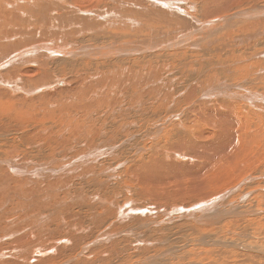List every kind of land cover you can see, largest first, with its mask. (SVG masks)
Masks as SVG:
<instances>
[{
	"label": "rangeland",
	"instance_id": "1",
	"mask_svg": "<svg viewBox=\"0 0 264 264\" xmlns=\"http://www.w3.org/2000/svg\"><path fill=\"white\" fill-rule=\"evenodd\" d=\"M121 1L122 2H120V4H116L117 2L115 0H78L77 2H72L70 0H34L32 4H27L25 2H28V0H0V43L3 42L0 45V77L1 79L3 77V81L5 82L4 83L0 80V136L2 137H0V139L7 140L4 143L9 145H0V148L7 154L5 158L0 157L3 158L0 159V162L2 160L4 161V159L8 162L11 161L8 164V174L12 173L14 175L11 177V180L13 181V185L11 187L14 185H17L18 187L19 184H22L20 185L21 187L14 191L20 192V196H18V193L15 194L13 191H9L8 186L5 184L0 186V189H3L1 193L2 195L0 196V216L4 217L3 230L9 229V227L5 224V222L9 223V221L10 223L13 222L11 229L16 227L15 223H17L19 227L15 228L18 230L14 229V231H10L8 233H5L7 230L1 231L0 264H51L52 262L54 263V261L56 264H264V255L257 252H264V135L248 137L250 149L246 156L249 155V161L245 162V165L242 164L241 166L238 163L232 164L235 168L228 167L225 170L226 179H221V183L215 189L209 188L206 191L200 192L183 202H178L177 204L162 205V211L165 209L172 214L171 218L173 221L170 224H167V221H170L171 218L167 219L161 212L157 216L152 214L143 215V218L150 221L158 220L161 222V224H156L153 221L152 225L154 226V230L150 231L149 237L146 235L145 238L148 242L145 244L141 241L142 238L140 237L144 234L143 232H140L141 230H138V227H140L141 224L143 225L142 222L140 225L134 224L137 227H131L133 230L129 229L125 232V235H122L126 239L129 238L131 240V238H133L131 241H135L137 236L136 234H138L139 236H137V238H141L139 239L141 242H128L127 248L124 249L126 251L123 250L122 253L120 251L122 247L121 245L119 246V244L112 243L108 245L111 239L119 238L118 241H121L123 237L120 235H111L110 239L107 238L109 241L107 242L106 240V243H103L105 248H102L103 245L91 247L92 241L94 242L101 237L103 238L105 233L104 231H108L109 223L107 220L99 222V225H88V223L83 220L80 224H87H84L86 225V228L83 230L81 225L75 226L79 223L77 216L74 219H70L68 224L65 218H63L61 208L64 204V194L68 203L70 202V198L75 197L77 192H83L84 196H86L88 194L87 192H89V189L87 188L91 187V184L95 183V181L96 183L100 182L102 180L100 178L102 176H106L110 167L112 166L114 168L119 163L118 161H120L122 165L119 164L120 166L116 167L117 173L125 171V169L129 166L134 167L136 164H140L137 155L134 154V143H131V141L138 136L137 130L139 128L134 123L137 119L134 120V117H132V121L131 118H129L133 114L125 115L128 117V121L130 122L128 124L130 129L125 132L121 130V133L114 134L115 137L121 136L127 138V140L121 142L123 145L120 143V145L115 144L114 146V151H122L123 156H125V160L122 161L120 160L121 155H117L115 158H113L114 156L110 157L112 153V146L108 147V145L111 143L113 133H106V131L110 128L111 124L109 123L106 126H101L100 130H98L94 125L86 126L87 122L83 114V110H85L84 113L88 115L91 112V106L93 105V108L96 110H110L112 112L119 113L120 109L128 105L141 107L145 100H149L148 98L155 100L161 99L158 103V107L160 108L162 106L163 108L168 104L171 105L173 103L172 101L165 102V97L163 96V92L165 91V87L168 82L177 85V87L173 89L178 91L177 94L179 96L186 94L188 95L187 99L189 101L195 97L196 100H194V102H200L199 100L202 99L200 96H202L204 89L202 88L201 91L197 90V84L200 83L202 85V81L204 83L202 86L205 87L208 86L209 88L212 87L213 89H218L217 85H224L226 83L229 87L233 88V91L239 87L243 93L249 92L254 95L258 92V94L264 97V91L258 89V87L264 85V66L259 64L258 68L256 67L257 69H254L253 67L255 61H260L263 56L262 54H259L258 56L257 53L252 54L251 51V47L254 44L255 39H259L257 41L258 43H263L264 41V0H241L236 6L223 11V13H219L218 11L217 14L220 15L212 14V16H210L209 20H212L213 18L226 17V21L221 22L220 27L214 31L215 35H217L220 39L222 38L224 41L221 43L220 49L218 48V51L216 52L217 54L212 55L213 57H208V59L211 58L209 60L210 62H213L215 57H218L221 60L223 56L230 51H234L239 58L242 56L239 49L242 47H246L247 49L241 61L239 59L236 60L238 63L236 61L233 63L232 61V70L229 69L225 71V75L222 76L219 81L218 79H214L211 83L204 81V75H202L201 72L199 73L198 68L196 67L198 60L194 61V59H191L192 57H197L200 49L202 48V43L196 48L179 47L185 44L184 42L190 41L189 35H187L188 33H184L186 31L185 25H187V27H193L194 32L196 27H199L197 24H202L201 21L204 20L201 16L205 13H201V11L207 12L211 9L212 11H217L219 7H225L226 4L231 2V0H180L176 2V5L181 6L183 12L175 10V15H188L190 21L185 19L187 24L182 23V25L178 24L174 27L176 24L173 22V24H171V20H176L172 17L168 18L167 16H163V19L157 20L160 24L157 23V25H155L156 23H154L155 26H159L160 28L162 27V31H160V33H156L155 36L154 28L152 30L150 29L151 31L147 29L149 26L143 29V24H141V22L139 23V20H137L140 19V21H142L144 19V17L142 20L139 18V15L142 14V7L140 6H143V3L146 5V2H142V0ZM138 4H140L139 7ZM191 6H194V9L191 8ZM157 9L164 10L163 8H155V10ZM236 12L240 13L235 14ZM144 14L147 13L145 12ZM192 19L195 21L192 22ZM164 20L166 22H164ZM161 22L163 24H161ZM168 25L170 27H174V29L170 31ZM135 28L137 31H134ZM146 29L149 33L148 31H145ZM242 34L246 36L244 37ZM240 36L242 38H240ZM218 37L214 36L213 38L211 37L207 40L205 44L208 43V50L214 51L213 49L215 48L208 45L216 39V41H220ZM246 37H248V40ZM157 38L158 40H156ZM241 39H244L243 41H248L247 44H243ZM252 39L254 40L252 41ZM131 40L133 41L132 43ZM167 40L172 41L167 42ZM142 41L145 44H143ZM171 42L175 45L172 50H158L152 54L155 56L165 55L163 58L157 57V59L161 60L159 65L154 61L151 63H140L136 60L138 58L141 59L144 56L134 54L135 51L141 50L140 52L143 53L148 45H164V43L167 44ZM109 45L112 47L116 46L115 49L118 51L128 50L131 52V55L124 56L120 59H125V67L123 69L116 68L117 66L115 65L117 63L119 67H123V65L117 60H112L113 58L111 57L109 58V56H107L109 53L106 55L107 58H105V56L101 59L93 58L97 48H105V46H108L107 48H109ZM172 55L175 60L171 58ZM75 58L79 60L76 61ZM63 59L64 61H67L64 62L62 61ZM109 59H111L110 62ZM131 60L135 62L132 66L129 64ZM24 61L27 63H22ZM6 62H8L7 65H5ZM10 63L12 65V69H10ZM139 64L141 65L138 66ZM245 64L249 65V68L247 66L244 71H236L237 67ZM92 65H95L94 68L97 70H93ZM26 69L27 71L25 73ZM20 70H22V72ZM213 70H218V66H213L211 69H208V72H212ZM94 71L95 74H93ZM33 72H36V74H33L34 76H32ZM20 74L25 77V80ZM24 74H27L28 76ZM17 75L18 77H16ZM19 77L21 78L19 79ZM235 77H239L238 80L235 79L234 81L232 79ZM10 78L13 81L10 80ZM221 79H223V81ZM57 80H62L63 83L56 86ZM25 83L29 85H26ZM5 84H10V86ZM75 84L78 86L77 88L74 86ZM29 86L31 89H29ZM46 86H52L51 88L53 91H48L50 88L48 87L44 92H42L41 89ZM194 87L196 91L193 90ZM130 89H132L133 92H130ZM166 90L169 91L168 88ZM125 91H128V93L126 94ZM47 92H49V94ZM45 93H47V95H45ZM19 94H22V96ZM138 98L142 103L137 102ZM152 99L147 101L146 104L148 107L154 105L155 102H153ZM223 101L233 102L229 101L227 98H223ZM237 102L241 103L245 101L239 99ZM250 103L254 105H252L251 108L249 107L251 113L247 115L246 123L248 128L250 127L247 133L248 136L258 132V129L253 127V119H255V116L252 114V109H260L263 119L260 120V118H258L257 120L261 125H264V103L257 102L256 100H253V102L251 100ZM143 106L146 105L143 104ZM146 111H148V108ZM137 112L140 113V110ZM78 117L83 118L84 122L77 121L74 123ZM232 119L234 120V116H232ZM142 121V123H144L146 120ZM36 126L38 127L36 131L39 132H34L33 128ZM45 126L50 127L48 129L54 130V132H51L54 135L53 137L46 135L44 132L46 131ZM141 129L142 132H144V129ZM69 131L71 132L67 135ZM194 131L195 130H193V132ZM92 132L97 133L90 136ZM118 132H120V130ZM210 132L213 136L210 139L215 140V136L213 134L219 133L220 129H211ZM41 141L42 143L46 142V144H40ZM129 142L131 145L128 144ZM49 143H51V145L48 148ZM79 143H81L82 146H80ZM103 143H108V148L106 147L105 150L103 148L105 155L98 156L93 154L91 156L90 154L95 152L98 148L101 150V145ZM89 145H92V147H89ZM75 148L76 150H74ZM12 152L13 155H10ZM226 153L227 151L225 154ZM87 155L91 156V161L93 159L96 161L88 162V160L85 159L89 158ZM128 155H130L129 158ZM234 155L235 154L233 153H229L224 160L218 162L214 168H218L221 162L229 161L230 156ZM37 161L38 164H40L39 166L36 163ZM42 162L44 163V166L41 164ZM47 163L48 165L46 166L45 164ZM97 164H101V168L96 167ZM246 166H253V170L251 171L253 172L256 170V172L252 173L251 171H247ZM2 167L4 166L2 165ZM46 167L49 168L47 169ZM18 169L22 172L18 173ZM46 172L48 173L46 174ZM95 174L98 178H100L98 179ZM125 177L126 176L123 175L121 176L122 179ZM105 181H107L110 185L114 183V180L112 181L109 178ZM64 188L67 190L65 193L63 191ZM124 190L125 189H122V192ZM227 191H232L231 197L228 198V201H231V203L235 206L238 205V208L241 207L242 209L240 210L245 213V215L240 218H245L246 224L228 222L231 219L230 218L227 222H222V225L219 224V227H215L216 229H212L214 225L210 224L203 228V226H199L201 224L192 222V219L189 218L188 215H186V218H183V216L177 215L176 212H173V209L171 208L182 207L187 209L188 207L194 206L198 203L213 200V198H217ZM4 193H7L6 196L8 197H6ZM124 193L125 192H123V194ZM124 195H120L119 199H123ZM11 197L15 198L14 204L19 209L22 210L23 208L31 206V210L28 213H23L24 211L16 212L11 215L15 219H10L9 212L14 207V204L13 206L8 207V201H10ZM89 198L91 199V197ZM249 200L254 202L259 200L260 203L258 206L255 205V208H252L248 204ZM117 201L119 202V200ZM229 202H225L226 204L223 202V205L218 202L220 204L219 210L226 209L228 207H226V205L230 204ZM95 203H97V201ZM223 206L226 208H222ZM216 207L218 208V205ZM81 208L82 205L80 208L76 209V212L77 214L85 217L84 207L82 214ZM252 209L256 211V216L251 214L250 217L254 222L247 220L250 215L246 214L248 210ZM57 210H59V212ZM123 210L126 211V209ZM34 212L35 214H33ZM50 214L53 215V217L50 216ZM59 214L60 218H58ZM87 214L90 215V213ZM35 217H38V221ZM74 222H76L75 225L72 224ZM103 224L106 226L104 227ZM194 224H197L198 228H196ZM145 225L146 223L143 226ZM70 226H75L76 228L74 227L73 230ZM97 229L99 230L97 231ZM39 230L42 231L39 232ZM71 230L74 232L78 230V233H76L77 231L74 233L76 237L71 234ZM92 231H95L94 234H92ZM23 234L26 235V238ZM21 235L23 236V239L29 240L21 241ZM152 235L158 236L161 240L152 243ZM84 237L87 241L90 238L89 242H84L86 241ZM163 237L164 240H162ZM56 238H60L61 241L57 239V243ZM73 244L75 246L78 244L79 246L75 248ZM151 244L152 246H150ZM225 244H227L226 247L223 246ZM111 245H115L116 247L119 246L116 250L117 252L110 248ZM87 246L89 247L87 248ZM151 247H154L153 250ZM247 247H250V249L246 250L245 248ZM251 248H253L254 252H252L253 250H251ZM106 249L110 251L107 250L106 253L104 251ZM38 251L42 252V256L35 254V252ZM102 251L108 255L104 254ZM97 252L101 254L98 255ZM88 253H90L92 258ZM119 255L121 256L122 262L121 260L119 261ZM152 256H157L153 262H145ZM99 257L102 261L98 259ZM126 257L128 258L127 260ZM110 259L113 260L111 261ZM103 260L105 261L103 262Z\"/></svg>",
	"mask_w": 264,
	"mask_h": 264
},
{
	"label": "bare ground",
	"instance_id": "2",
	"mask_svg": "<svg viewBox=\"0 0 264 264\" xmlns=\"http://www.w3.org/2000/svg\"><path fill=\"white\" fill-rule=\"evenodd\" d=\"M33 1L34 0H28V2H25V3L32 4ZM35 1H40V0H35ZM45 1H49V0H45ZM70 1L77 2L78 0H70ZM115 1L117 2L116 4H120V2H122L121 0H115ZM123 1H125V0H123ZM178 1H180V0H142V2H146V5H144V3H143V6L142 5L140 6V4H138V7L139 6L142 7V14L139 15V18H141V20H142L143 17H144V19H143L144 21L143 20L140 21V19H137V20H139V23L141 22V24H143V26H142L143 29L147 28V26H149L147 28L149 30L150 29L152 30L154 28V30H155L154 36H155L156 33H160V31H162V27L160 28L159 26H155V25H157V23L160 24V22H157V20L163 19V16H167L168 18L172 17L173 19H175L176 21H172L170 19L171 20V24H173V23L176 24L174 27H176L178 24L182 25V23L183 24H185V23L187 24V21H190L188 15H185V16H181V15H177L176 16L175 15L176 14L175 10H179V11L183 12L181 6L176 5V2H178ZM240 1L241 0H231V2L229 4H226V6L224 5L225 7L221 6V8L220 7L218 9L216 8L217 11H212V9L207 11V12L201 11V13H205V14H202V16H201L202 18H204V20L201 21L202 24L201 23L197 24V25H199V27H196V30L194 32H193V27H187V25H185V30L186 31L184 33L185 34L188 33L187 35H189V40L190 41L189 42H184L185 44H183L181 46L179 45L180 46L179 48H183V47L196 48L197 46H199L202 43L201 44L202 48L200 49V52L198 53L197 57L196 58L192 57L191 59H194V61L198 60V63L196 64V67L198 68L199 73L201 72L202 75H204V81H207L208 83H211L214 79H218V81H219V79L222 76L225 75L224 72L229 70V69H231L232 61H233V63H234V61H236L238 59L241 61V59L244 57V54L247 51L246 47H242L241 49H239L241 51V53H242V56H240L239 58L235 54L234 51H230L229 53L225 54L221 60L218 57H215V59L213 58L214 59L213 62H210L209 60L211 58L208 59L209 56L217 54L216 52L218 51V48L220 49V45L224 41L222 38L220 39L217 35H215L214 31L217 30L218 27H220L221 22L226 21V17H223V18L219 17V18H215V19L213 18L212 20H209L210 16H212V14H217L218 11H219V13L220 12L223 13V11H225L227 9H231L234 6H236ZM155 8H163L165 11L161 10V9L155 10ZM191 8L194 9V6H191ZM213 10H215V9H213ZM143 11H144V13L146 12L147 14H144ZM239 13L240 12H236L235 14H239ZM139 14H140V11H139ZM257 14H258V12H257ZM217 15H220V14H217ZM213 17H214V15H213ZM168 20H167V22H168ZM191 21L194 22L195 20L192 19ZM164 22H166V21L164 20ZM135 23H137V22H135ZM154 23H156V24L154 25ZM169 23H170V21H169ZM161 24H163V23L161 22ZM174 27H170L169 26L170 31H172L174 29ZM147 29L145 31H148ZM132 30H134V29H132ZM131 31H129V32H131ZM134 31H137L136 28H135ZM179 32H181V31H179ZM140 33H141V31H140ZM148 33H149V31H148ZM177 35H178V33H177ZM214 36L218 37L220 39V41H216L217 40L216 39L215 41L210 42L208 46H212L213 48H215V49H213L214 51H210V50L207 49V44L208 43L207 44H205V43L207 42V40L209 38H211V37L213 38ZM242 36H244V34H242ZM240 38H242V37L240 36ZM246 38L248 40V37H246ZM91 40H92V37H91ZM154 40H155V37H154ZM156 40H158V38ZM249 40H250V38H249ZM253 40L254 39H252V41ZM258 40L259 39H255V42H254V44L251 47V51H252V54H254V53L256 54L257 53L258 56H259V54H262L263 57L260 59V61H258V62L255 61V64L253 65L254 69L256 67L258 68L259 64L264 66V41H263V43H260V42L258 43L257 42ZM137 41H135V42H137ZM170 41H172V40H167V42H170ZM132 42L133 41L131 40V43ZM160 42H161V40H160ZM247 42L248 41H243L242 43L243 44H247ZM2 43H0V45ZM80 43H82V42H80ZM142 43H143V41H142ZM172 43L173 42L167 43V44L164 43V45L163 44H155V45L151 44V45H148L147 47L145 46L146 49H145V51H143V53L140 52L141 50L140 51H135L134 54H138V55L144 56L141 59L138 58L136 60H138L140 63H151L152 61H154V62H156L159 65L161 60L157 59V57H162L163 58L165 55L161 54V55H164V56H155V55H152V54L157 52L158 50H162V51L172 50V48L175 47V45L172 44ZM133 44H131V45H133ZM143 44H145V43H143ZM178 44H180V43H178ZM4 45H6V44H4ZM82 46H84V45H82ZM128 46H130V45H128ZM107 47L105 46V48L104 47L97 48V51H95L97 54L95 53L93 58H100L101 59V58H104V56H105V58H107L106 55L109 53L107 55V56H109V58L111 57V58H113L112 60H117L118 62H120V64L123 65V67H119L117 65L118 63L116 62L117 63L115 65V66H117L116 68L117 69H123L125 67V62H124L125 59L124 60H120V59L123 58L124 56L131 55V52L128 51V50L127 51H122V50L118 51L117 49H115L116 46L112 47V46L109 45V48H107ZM106 48H107V50H106ZM2 54H1V56H2ZM92 54H94V53H92ZM145 55H149V56H145ZM14 58H16V57H14ZM68 58H70V57H68ZM93 58H92V60H93ZM171 58L174 59L173 55L171 56ZM176 58H177V56H176ZM181 59H183V58H181ZM77 60H79V59H76V61ZM92 60H91V62H92ZM62 61H64V59ZM65 61H67V60H65ZM69 61H74V60H69ZM95 61H96V59H95ZM98 61H99V59H98ZM110 61H111V59H109V62ZM7 63L8 62H6L5 65H7ZM22 63H25V61L22 62ZM93 64H95V63H93ZM129 64L132 66V65L135 64V62L131 60L129 62ZM140 65L141 64H139L138 66H140ZM11 66L12 65L10 63V67ZM94 66L92 67V69L93 70H97L96 68H94ZM213 66H216V67L218 66V70H213L212 72H208V69H211ZM247 66L249 68V65H247V64L242 65L240 67H237L236 71H238V72L241 71V70L244 71V69ZM110 67H111V64H110ZM24 68H25V66H24ZM10 69H12V67ZM20 71L22 72V70H20ZM26 71H27V69L25 70V73H26ZM204 71H205V73H204ZM29 73H30V71H29ZM33 74H36V72H33L32 76H34ZM93 74H95V71L93 72ZM24 75L28 76L27 74H24ZM22 76L23 75H21V77ZM16 77H18V75ZM21 77H19V79ZM23 78L25 80L24 76H23ZM238 78L239 77H235V78H232V79L235 81V79L238 80ZM8 79H6V80H8ZM26 79H27V77H26ZM0 80L3 81V77H2V79L0 77ZM10 80H12V79L10 78ZM10 80H9V82H10ZM221 80L223 81V79H221ZM2 81H1V83H2ZM24 82H26V81H24ZM62 83H63L62 80H57L56 81V86L61 85ZM221 83H223V82H221ZM12 84H13V82H12ZM5 85H8V84H5ZM26 85H29V84H26ZM202 85H204L203 81H202ZM202 85L200 83L197 84V90L201 91L202 88L204 89V92H203L202 96H200V97H202V99L199 100L200 102H194V100H196L195 97L189 101L187 99L188 95H186V94L183 95V96H179L177 94L178 91L173 89V88L177 87V85L176 84H171V82H168L167 86L165 87V91L163 92V96L165 97V99H164L165 102L172 101L173 103L171 105L168 104L167 106H165L163 108H162V106L160 108L158 107V103H159V101L161 99H158V100L156 99L155 100V99H152V98H151L152 101L155 102V103L151 107H148V105L146 103H147V101L151 100L150 98H148L149 100H145L143 102V104H145L146 106H143V104H142L141 107H135L134 105H132V106L128 105V106L120 109L119 113L112 112L110 110H106V111H101L99 109L96 110L95 108H93V105L91 106V112L88 115L86 113H84L85 110H83L84 111L83 114H84V116L86 118V122H87L86 126H93L94 125V126L97 127L98 130H100L101 126H106L109 123L111 124L110 128L106 131V133H113V135L111 137V143H109L110 145H108V147L112 146V151H111L112 153L109 152V153H111V155L110 154L109 155H110V157L114 156L113 158H115L117 155H119V156L121 155L120 160H122V161L125 160V156H123L122 151H119V152L114 151L115 150L114 146H115V144L116 145L117 144L120 145V143L122 141L127 140V138L126 137H121V136L120 137H115L114 134L121 133V130L125 132L128 129H130V127L128 126V124L130 122L128 121V117L125 116L126 114H129V115L133 114L129 118H131V120H132V117H134V120L137 119V121L136 122L134 121V123L136 124L137 127H139L138 130H137L138 131V136L135 137L134 140L131 141V143H134V146H133L134 154L137 155V158H138V161H140V164H136L134 167L129 166L127 169H125V171H122L121 173H117L116 167L120 166L119 164L122 165V163L120 161H118L119 163L114 168L112 166L110 167V170L107 171L108 174L106 176H102L101 178L99 177L100 179H102L100 182L96 183V181H95V183L91 184V187L87 188V189H89V192H87L88 194L86 196H84L83 192H80V193L77 192V194H75V197L69 196L71 198H70V202L68 203L67 202V198L65 197V194L63 195V198H64L63 203L64 204H63V206L61 208V211H62L63 218H65V220L67 221V224L69 223L70 219H74V218H76V216L78 218L79 223L76 224V222H74L72 224L73 225L76 224L75 226L81 225L83 230L86 228V225H87L86 223H88V225H93V224H98L99 225L100 224L99 222H104L105 220L108 221V223H109L108 231L107 232L104 231L105 233L103 235L104 236L103 238L101 237L100 239H97L94 242L92 241V245L90 244L91 247H93V246H97L98 247V245H103V247L102 246H100V247L105 248L104 247L105 245L103 243H106L105 242L106 240L108 242L109 240L107 238L110 239L111 235H114V236H116V235H120V236L125 235V232L127 230H129V229L133 230V228H131V227L136 226V225H140L141 222L143 223V225L146 223V225L143 226L141 224V226L138 227V230H141L140 232H143V234H144L143 235L142 233H140L143 236H140L142 239L141 238H139V239H141V241H143L144 244L147 243L148 241H147V239L145 237H146V235H148L147 237H149L150 236V231L154 230V226L152 225L153 221L156 224H161V222L158 221V220L150 221V220H148L146 218H143L142 217L143 215L152 214L154 216H157L161 212V213H163L164 217H166L167 219H170L172 214L168 210H165V209H164V211H162L161 210V206L162 205L177 204L178 202H183L186 199H188L190 197H193V196H195L196 194H198L200 192L206 191L209 188L215 189L221 183V179H226L225 170L228 167L233 168L234 166L232 164H235V163H238L240 166L242 164L245 165V162L249 161V155L246 156L249 153V149H250L249 148L250 144H249V141H248V137H253L255 135H261V136L264 135V125H261L258 122V120H257L258 118H260V120H262L263 119V115H262L260 109H257V108L256 109H252V114L255 116V119H253V127L258 129V132L252 134L251 136H248V134H247L248 133V129L250 128V127L248 128L247 123H246L247 122V115H249V113H251V110L249 109V107L251 108L252 105H254V104H251L250 101L252 100V102H253V100H256L257 102H263L264 103V97L262 95L258 94V92L256 94H254V95H252L249 92L243 93V92H241V88H239V87H237L233 91V88L229 87V85H227L226 83L224 85H222V84H220L219 86L217 85L218 89H213L212 87L209 88L208 86L205 87V86H202ZM212 85H213V83H212ZM8 86H10V84ZM74 86L76 88L78 87V86H76V84ZM48 87H50L48 89V91H53V89L51 88L52 86H48ZM48 87L47 86L43 87L41 89L42 92H44L45 89H47ZM167 88L169 89V91L166 90ZM231 88H232V90H231ZM21 89H22V86H21ZM29 89H31L30 86H29ZM258 89L261 90V91H264V85L258 87ZM193 90L196 91L195 87H194ZM78 91H79V89H78ZM129 91L133 92L132 89H130ZM125 92H126V94L128 93V91H125ZM47 93L49 94V92H47ZM47 93H45V95H47ZM19 95L22 96V94H19ZM23 96H24V94H23ZM27 96H28V94H27ZM223 98H227L229 101H233V102L223 101ZM239 99L243 100L245 102L238 103L237 100H239ZM137 102L142 103L139 98H138ZM234 102H236V103H234ZM147 108H148V111H146ZM138 110H140V113L137 112ZM224 112H226V113H224ZM80 114H82V113H80ZM232 116H234V120L232 119ZM142 120H146V121H144V123H142L143 122ZM9 121H11V120H9ZM9 121H6V122H9ZM77 121L84 122V119L81 118V117H78L74 121V123L77 122ZM194 124H196V125H194ZM15 125H16V123H15ZM197 126H199V127H197ZM45 127H46V131H44V132L46 133V135H48L50 137H53L54 135L51 132H54V130L48 129L50 127H47V126H45ZM37 128H38L37 126L33 128L34 132H39V131H36ZM141 128L144 129L143 130L144 132H142ZM216 128H219L220 132L216 133V134H213L215 136V140L214 139H210L211 137H213L211 135L212 133L210 132V130L211 129H216ZM119 130H120V132H118ZM193 130H195V131L193 132ZM40 131H42V130H40ZM70 132L71 131H69L67 135H69ZM128 132H131V131H128ZM94 133H97V132H92L90 136H92V134H94ZM68 140H69V138H68ZM6 141L7 140H4V139L1 140L0 139V145H2V144L8 145L7 143H4ZM41 143H42V141L40 142V144ZM42 144H46V142L42 143ZM107 144L108 143H103L101 145L102 146L101 150H99V148H98L97 150H95V152L91 153L90 155L91 156L93 154H96L98 156L105 155L104 150L106 149ZM128 144H130V142ZM50 145H51V143H49V146L47 144L48 148L50 147ZM79 145L82 146L81 143H79ZM89 147H92V145H89ZM42 148H44V147H42ZM103 148H104V150H103ZM130 148H131V146H130ZM74 150H76V148ZM226 151H227V153L225 154ZM229 153H233L235 155L234 156H230V160L229 161L221 162L220 165L218 166V168H214L217 165V163L222 161V160H224V158ZM254 153H256V152H254ZM10 155H13V152ZM252 155H253V153H252ZM5 156H7V154L4 152L3 149L0 148V157H4L5 158ZM87 156L89 158H85V159L88 160V162H92V161L95 162L96 161L95 159H93L91 161V158H90L91 156H89V155H87ZM129 156L130 155H128V158H129ZM10 157H12V156H10ZM0 159H3V158H0ZM10 159H12V158H10ZM10 159H8V160H10ZM5 160L6 159H4V161L2 160L3 161L2 164H1L2 161L0 162V177H1L0 178V185L5 184L6 186H8L9 191L11 190V191L14 192L17 188L21 187L20 185H22V184H19L18 187H17V185H14L13 187H11L13 185V181L8 183V178H11L13 174L12 173L8 174V164L11 161L8 162V161H5ZM81 161H82V159H81ZM36 163L38 164V161ZM49 163L52 164L51 162H49ZM41 164H43V166H44L43 162ZM222 164H223V166H222ZM2 165L5 168L2 167ZM39 165L40 164H38V166ZM45 165L47 166L48 163L45 164ZM43 166H42V168H43ZM31 167H33V166H31ZM96 167L101 168V164H97ZM246 169H247V171H251V170H253V166H251V167L248 166ZM17 172L19 173V172H22V171L18 169ZM251 172H250V174H251ZM255 172H256V170L253 171L252 173H255ZM41 173H43V172H41ZM47 173L48 172H46V174ZM122 175L126 176V177L122 179L121 178ZM252 175H250V176H252ZM95 176H96V174H95ZM108 178L111 179L112 181L114 180V183H112L110 185L107 181H105ZM122 189L126 190V191L125 190L123 191V192H125L124 193L125 195L123 194ZM2 191L0 192V196L2 195L1 194ZM63 191L65 193V191H67L66 188H64ZM7 193H4L5 196H6ZM10 193H12V192H10ZM14 193L15 194L18 193V196H20V192H14ZM231 194H232V191H227V192L223 193L222 195H220L219 197L213 198V200H207L206 202L198 203V204H196L194 206L188 207L187 209L182 208V207H171V208L173 209V212H176L177 215L183 216V218L184 217L186 218V215H188L189 218L192 219V222H196L197 224L198 223L201 224L199 226H203V228L210 224V225H214L213 228L210 227V228L214 229L215 227H219V224L222 225V222H224V221L227 222V220H229L230 218L231 219L228 222H232V223L234 222L236 224H239V223L246 224L245 218H240V217H243L245 215V213L240 210L242 208L240 206H239L240 208H238V205L235 206V205H233L231 203V201L230 202L228 201V198L231 197ZM68 195H70V194H68ZM120 195H124V198L123 199H119ZM259 196H260V193H259ZM6 197H8V196H6ZM89 197H91V199ZM259 198L262 199L261 197H259ZM117 200H119V202ZM14 201H15V198L11 197L10 201H8V207L9 206H13ZM96 201H97V203H95ZM218 202H220L221 204L223 202H224V204H226L225 202H229L230 204L226 205V207L228 206L227 208L224 207V206L222 207V208H226V209L219 210L220 209V204ZM259 203H260L259 200L257 202L249 200V202H248L249 206L252 207V208H255L256 206H258ZM81 205H82L81 214H82V210H83V207H84L85 217L77 214V212H76V209L80 208ZM217 205H218V208L216 207ZM51 207H53V206H51ZM122 207H124V208H122ZM31 208L32 207L30 206V207L23 208L21 210L14 204V207L9 212L10 219L14 218L13 216H11L14 213L23 212V211H24L23 213H28L31 210ZM123 209H126V211H124ZM59 210H57V211L59 212ZM31 213H32V211H31ZM87 213H90V215H88ZM255 213H256V211L253 210V209L252 210H248L246 212V214H248L250 216H249V218H247V220H249L251 222H254L250 217H251V214L255 215ZM33 214H35V212ZM51 214H50V216L53 217V215H51ZM115 214H116V216H115ZM19 216H20V214H19ZM3 218H4L3 216H0V233H1V231H6L7 230V229L3 230V227H4ZM37 218H36V220H37ZM58 218H60V214H59ZM33 220H35V219H33ZM83 220L86 221V223H84L86 225H84L83 223L80 224ZM259 220H261V219H259ZM172 221H173V219L171 218L170 221H167V224H170ZM56 222H55V225H56ZM46 223H43V224H46ZM5 224L9 227V229L5 233H8V232H10V231H12V230H14L15 228L18 227V224L15 223L16 227L14 229H11L12 226H13V222L10 223V221H9V223L5 222ZM32 224H34V223H32ZM104 224H103V226L105 227L106 225H104ZM134 224H136V225H134ZM197 224H194L196 226V228H198ZM75 226H70V227H71V229L74 230ZM101 226H99V227H101ZM187 226H190V225H187ZM57 229H58V227H57ZM15 230H18V229H15ZM60 230H59V232H60ZM67 230H68V228H67ZM87 230H89V229H87ZM98 230L99 229H97V231ZM27 231H28V229H27ZM40 231H42V230H39V232ZM76 231L75 232L78 233V230H76ZM20 232H21V230H20ZM75 232L72 231L71 234L75 235L74 234ZM94 232L92 231V234H94ZM87 235H85V236H87ZM136 235L139 236L138 234H136ZM176 235H178V234H176ZM24 236L26 238V235H24ZM68 236H69V234H68ZM137 236L135 238V241H131L133 238H131V240H130L129 238L126 239L123 236H122L123 239H121V241H118L119 238L111 239L110 242L108 243V245H110V243L119 244V246L120 245L122 246L121 249H120V251L122 252L125 248H127L128 242H130V241L133 242V243L137 242V241H138V243L141 242L137 238ZM75 237H76V235H75ZM20 238H22V239H20L21 241H23V240L24 241H28L29 240V239L28 240L23 239L22 235H21ZM229 238H230V236H229ZM57 239L60 240V238H56V241H57ZM68 239H70V238H68ZM89 239L87 241L86 238H85L86 241H84V242H89ZM63 240H64V238H63ZM72 240H74V239H72ZM80 240H77V241H80ZM151 240H152V243L153 242L155 243V241L156 242L160 241L161 238H158V236L152 235ZM162 240H164V237L162 238ZM227 240H228V238H227ZM57 243H58V241H57ZM61 243H63V242H61ZM162 243H164V242H162ZM70 244H71V242H70ZM76 245L79 246L78 244H76ZM77 246H75V248ZM150 246H152V244ZM223 246L226 247L227 244H225ZM88 247L89 246H87V248ZM118 247H116L115 245H111L110 248L114 249L113 251H116L118 249ZM131 247H132V244H131ZM244 247H246V246H244ZM151 248L153 250L154 247H151ZM222 248H224V247H222ZM142 249H143V247H142ZM245 249L246 250L250 249V247L249 248L247 247ZM107 250L108 249H106L104 251L106 252ZM130 250H131V248H130ZM157 250H155V251H157ZM251 250H253V248H251ZM108 251H110V250H108ZM124 251H126V250H124ZM160 251H161V249H160ZM91 252H93V251H91ZM252 252H254V250ZM257 252L262 253L264 255V252H262V251H257ZM41 253L42 252H40V251L35 252L36 255H41ZM90 253H88V254L90 255ZM106 253H104V254H106ZM153 253H154V251H153ZM100 254L98 253V255H100ZM106 255H108V254H106ZM120 255H119V257H120L119 261L121 260V262H122L121 256H123V255H121V256ZM87 257H86V259H87ZM156 257L157 256L149 257L150 259L146 260L145 262H148V263L149 262H153V260ZM36 258H37V256H36ZM58 258H60V257H58ZM91 258H92V256H91ZM104 258H106V257H104ZM110 258H111V255H110ZM160 258H162V257H160ZM98 259L102 261V259H100V257ZM127 259L128 258L126 257V260ZM104 261L105 260H103V262ZM115 261H116V259H115ZM54 263H55V261H54ZM106 263H108V262H106ZM124 263H127V262H124ZM159 263H161V262H159ZM87 264H89V263H87Z\"/></svg>",
	"mask_w": 264,
	"mask_h": 264
},
{
	"label": "crops",
	"instance_id": "3",
	"mask_svg": "<svg viewBox=\"0 0 264 264\" xmlns=\"http://www.w3.org/2000/svg\"><path fill=\"white\" fill-rule=\"evenodd\" d=\"M10 182H12V180H11V178H8V183H10ZM0 186H2V185H0ZM3 189H0V192L2 191ZM12 231H14V230H12ZM0 237H1V233H0Z\"/></svg>",
	"mask_w": 264,
	"mask_h": 264
}]
</instances>
